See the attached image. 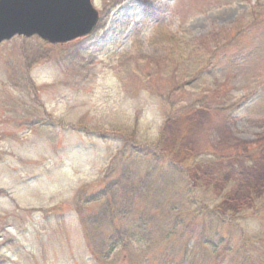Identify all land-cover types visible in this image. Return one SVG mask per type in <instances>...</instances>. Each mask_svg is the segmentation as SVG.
I'll return each instance as SVG.
<instances>
[{"label": "rangeland", "instance_id": "374dc122", "mask_svg": "<svg viewBox=\"0 0 264 264\" xmlns=\"http://www.w3.org/2000/svg\"><path fill=\"white\" fill-rule=\"evenodd\" d=\"M92 1L88 37L0 45V264H215L199 240L210 217L166 237L184 171L259 262L249 238L264 237V0ZM238 22L227 54L202 45ZM131 141L155 148L153 173L149 158L119 155ZM211 155L223 160L193 166ZM122 231L134 236L110 253Z\"/></svg>", "mask_w": 264, "mask_h": 264}, {"label": "trees", "instance_id": "16d2710c", "mask_svg": "<svg viewBox=\"0 0 264 264\" xmlns=\"http://www.w3.org/2000/svg\"><path fill=\"white\" fill-rule=\"evenodd\" d=\"M243 32H244V23L238 22L233 24L230 28H226L224 30H220L215 34H211L209 37H207L206 40L202 41V45L203 44L206 45L207 43H212L214 45L213 52H217L218 50H220L224 52V54L225 53L227 54L226 49H228V47L234 42V40L239 39L240 36H242ZM177 86L178 85L172 86L171 92H176V89L178 88ZM195 105L196 106L200 105L202 107L203 106L205 107V102L199 100L196 104H191L190 106H187L185 108V113L193 109L192 107H194ZM153 149L155 148H153V146L151 145H146V144L133 145V142L131 141L128 143H124L122 147H120L119 155L123 157L124 161L126 160L130 161L132 159H136L139 157H141L142 159L149 158L150 162L148 165L152 167L148 168L150 169L148 172L151 171L150 173H153V171L155 170L154 167L157 168V160H158L156 152H154ZM237 157L235 158L239 163L241 162L245 163L243 156H237ZM221 160H223L221 156L214 157L211 155L207 158L200 157L199 159L196 160L193 166L212 165L214 162ZM170 175L171 176L173 175L174 184L180 182V178L178 179L177 177H175L176 172L175 173L170 172ZM179 175H181L182 179L185 180V181L183 180L185 182L184 194L180 195L176 204L172 203L171 199H169L170 206H168V210H169L168 224L170 227L166 237L169 238L176 234L177 235L181 234L177 230V227L178 225H182L183 223H186L187 219H189V221L191 222L193 219L196 218L206 219L210 217L211 219H213V226H212L213 230L211 234L205 235L204 233H201V235L199 236V240H201L200 246L204 248L203 251L211 252L215 256V264H264V237H252V239L251 237L249 238L251 244L255 243V246L256 244L258 245L262 244L261 250L259 249V252L262 253V257H260L259 262L255 263L251 252H247V256H244V253L240 252V247L235 248V246H233L234 245L232 243L233 233L232 235H229V233H225V234L223 233L222 226L224 225V223H226L228 218L224 216V214L216 212V210L210 206L208 200L197 192L196 189L197 185H195L194 187L191 184V182L188 180L186 171L181 172ZM96 200L93 201L95 202ZM254 211H256L255 215L256 214L260 215L264 213V194L262 198H260L258 202L255 203ZM190 216L192 217V220L190 219ZM262 217L263 218L260 217V219L264 221V214L262 215ZM137 231L138 233H142L143 228ZM137 235H140L139 237H141V239H143L144 241L145 239L147 242L150 241L149 234L148 236H144L143 234H137ZM133 236L134 234H132V236L130 235L127 237V235L124 234L122 231L118 236L121 237L120 240L119 238H115V237H113L110 241L107 240L109 241V243L113 242L112 244L113 246L110 248V253H112V251L116 250L120 246L123 248L127 247L129 245V240ZM242 239L244 240L243 237ZM107 241H103L102 243L99 244L101 250H103L106 247ZM189 254L190 252H188V255ZM181 263L184 262L182 261Z\"/></svg>", "mask_w": 264, "mask_h": 264}, {"label": "water", "instance_id": "95a60500", "mask_svg": "<svg viewBox=\"0 0 264 264\" xmlns=\"http://www.w3.org/2000/svg\"><path fill=\"white\" fill-rule=\"evenodd\" d=\"M99 20L92 0H0V44L16 35L64 44L92 34Z\"/></svg>", "mask_w": 264, "mask_h": 264}]
</instances>
